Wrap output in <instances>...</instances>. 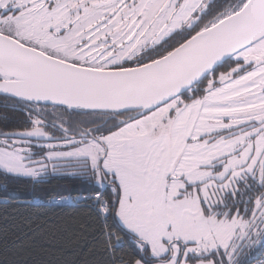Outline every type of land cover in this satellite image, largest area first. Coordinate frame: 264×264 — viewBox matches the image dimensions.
Instances as JSON below:
<instances>
[{"label": "snow or ice", "instance_id": "1", "mask_svg": "<svg viewBox=\"0 0 264 264\" xmlns=\"http://www.w3.org/2000/svg\"><path fill=\"white\" fill-rule=\"evenodd\" d=\"M0 264H264V0H0Z\"/></svg>", "mask_w": 264, "mask_h": 264}, {"label": "trees", "instance_id": "2", "mask_svg": "<svg viewBox=\"0 0 264 264\" xmlns=\"http://www.w3.org/2000/svg\"><path fill=\"white\" fill-rule=\"evenodd\" d=\"M65 255H68L67 253Z\"/></svg>", "mask_w": 264, "mask_h": 264}]
</instances>
